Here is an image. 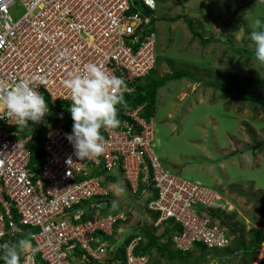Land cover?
Returning <instances> with one entry per match:
<instances>
[{
    "label": "built area",
    "instance_id": "1",
    "mask_svg": "<svg viewBox=\"0 0 264 264\" xmlns=\"http://www.w3.org/2000/svg\"><path fill=\"white\" fill-rule=\"evenodd\" d=\"M155 5V0H0V86L27 79L50 110L41 122L34 162L30 145L40 123L29 121L25 129L14 118H0V243L27 236L37 249L34 256H22L21 264H150L148 254L135 253L144 241L138 235L114 260L121 244L113 239L127 217L100 214L110 196L106 183H114L104 175H122L132 195L140 182L145 185L139 197L156 216L148 223L173 229L175 252L229 246L227 228L211 213L223 211L222 197L163 167L152 151L154 116L143 115L145 104L123 108L120 126L101 130L105 151L97 158L79 160L66 139L73 122L63 81L70 74L96 63L124 79L125 98L155 68ZM148 188L155 198L149 199Z\"/></svg>",
    "mask_w": 264,
    "mask_h": 264
},
{
    "label": "rangeland",
    "instance_id": "2",
    "mask_svg": "<svg viewBox=\"0 0 264 264\" xmlns=\"http://www.w3.org/2000/svg\"><path fill=\"white\" fill-rule=\"evenodd\" d=\"M248 2L155 0L151 15L156 76L185 68L195 81L184 78L159 88L152 151L170 173L218 192L224 208L220 219L233 228L234 235L229 234L226 250L194 246L180 257L170 248L174 260L154 254L151 264H238L240 258L220 260L238 249L237 238L247 242L252 229L264 230V108L242 99L244 92L264 96V65L235 52L242 47L255 50L248 31L256 19L264 22V0H254L252 8L246 6ZM237 7L242 8L233 17ZM182 13L196 24L203 38L215 41L202 45L192 38L183 20L171 21ZM257 143L262 144L258 149ZM116 177V182L106 185L110 190L108 213L115 210L127 217L113 239L119 246L151 216L144 209V198L128 191L122 175Z\"/></svg>",
    "mask_w": 264,
    "mask_h": 264
},
{
    "label": "clouds",
    "instance_id": "3",
    "mask_svg": "<svg viewBox=\"0 0 264 264\" xmlns=\"http://www.w3.org/2000/svg\"><path fill=\"white\" fill-rule=\"evenodd\" d=\"M249 39L254 45L255 61L264 65V22L260 19L254 21ZM63 84L70 92L68 111L73 120L72 131L66 134V139L79 160L97 158L105 151L101 130L116 129L121 124L117 106L125 103L127 84L96 63L86 64L82 73L70 74ZM49 111L45 97L29 80L20 79L10 87L0 86V118H14L22 128L28 126L29 121L41 123ZM113 205L115 207V202ZM36 251L27 236L15 242L4 241L0 243V260L4 264H21L22 256L27 259Z\"/></svg>",
    "mask_w": 264,
    "mask_h": 264
},
{
    "label": "trees",
    "instance_id": "4",
    "mask_svg": "<svg viewBox=\"0 0 264 264\" xmlns=\"http://www.w3.org/2000/svg\"><path fill=\"white\" fill-rule=\"evenodd\" d=\"M254 0H250L246 4L247 7L252 8ZM242 7H237L235 11L233 12L232 16L237 17L238 16V11ZM178 20H183V22L187 25V28L192 36L193 39H198L199 42L202 45H207L210 43H213L215 40L212 38H203L201 33L196 29V24L194 25V22L187 17L184 13L176 15V17L172 18V22H176ZM151 26L154 30L153 22L151 23ZM250 33V31H248ZM236 53L238 54H246L249 56H252L254 58V51H250L246 48H236L235 50ZM247 58L246 62L247 63ZM156 66H158V57H156V62H155V68L151 70V72L145 77L142 83L137 84L135 86L134 92L131 95H128L125 97V103L122 105H118V116L121 114V110L123 108H130L134 107L138 104H145V111H144V116L146 118L148 117H153L155 114L156 110V105H157V92L159 88H161L165 83L170 82V81H178L182 80L184 78H189L191 81H195L193 77H190L189 71L186 70L185 68L180 69V70H174L170 74H166L162 77H157L156 76ZM230 78L234 79V82H237V79L234 76H229ZM210 86L212 85L211 83L209 84ZM217 86L219 87H224L221 83H219ZM242 99L248 102H251L261 108H264V96H255L251 95L247 92H244L242 94ZM70 122H73L72 118H70ZM30 126L28 125V129ZM41 129H43L42 124H39V127L37 128V136L35 139L32 141L30 145V151H31V156H32V161H37L39 160V146H40V139L42 136ZM103 135V134H102ZM261 143L256 144V149L261 147ZM97 176H103V172L97 171ZM104 180L108 182H115L116 178L112 176H105L104 175ZM104 184V183H103ZM145 187V185L140 182L139 183V188L138 192L134 194L133 196L139 197L141 190ZM129 191V189H128ZM149 192V199H153L156 197V192L152 188H148L147 190ZM111 210V206L108 203V201H105L103 204V207L100 211L101 215L106 214L108 211ZM112 214L118 213V211L112 210ZM211 213L214 217H217L220 224L228 227V236L229 234L234 235V230L232 227L229 225L225 224L224 221L220 219V214L222 213L221 211L217 210H211ZM150 218L152 220L156 219V216L154 214H150ZM116 228V227H115ZM137 228V227H136ZM135 228V229H136ZM159 228H162V231L159 234H156V232L159 230ZM153 227L152 224L145 223L143 225L138 226V232L129 234L127 237H125L120 245V247L117 248L115 253L113 254L114 260L120 259L123 253V247L124 245L134 236H140L144 241L140 244L138 249L136 250V254H148L150 257L149 263L151 264V261L153 259L154 254H158L160 257H166L169 260H174L175 255L172 254L170 248L172 249L171 242H170V234L173 231V229H170L169 226H159ZM264 243V230L261 229H252L248 233V240L247 242H244L243 240H240V238H237V245L238 249L233 251L232 253H226V257H223L220 262H224L228 259H236L240 258L238 264H252L255 259L257 252L260 250V247ZM197 248L203 249L204 248L200 245H196ZM228 249L225 248V250ZM176 254H179L180 257L185 256L182 253L177 252ZM188 253H186L187 255ZM226 259V260H225ZM0 264H4L3 260H0ZM38 264H44L42 262H39Z\"/></svg>",
    "mask_w": 264,
    "mask_h": 264
},
{
    "label": "bare ground",
    "instance_id": "5",
    "mask_svg": "<svg viewBox=\"0 0 264 264\" xmlns=\"http://www.w3.org/2000/svg\"><path fill=\"white\" fill-rule=\"evenodd\" d=\"M264 261V244L261 245L260 250L257 253V257L252 264H261Z\"/></svg>",
    "mask_w": 264,
    "mask_h": 264
},
{
    "label": "water",
    "instance_id": "6",
    "mask_svg": "<svg viewBox=\"0 0 264 264\" xmlns=\"http://www.w3.org/2000/svg\"><path fill=\"white\" fill-rule=\"evenodd\" d=\"M142 14L145 16V17H147L149 14H148V12H146V11H142Z\"/></svg>",
    "mask_w": 264,
    "mask_h": 264
},
{
    "label": "crops",
    "instance_id": "7",
    "mask_svg": "<svg viewBox=\"0 0 264 264\" xmlns=\"http://www.w3.org/2000/svg\"><path fill=\"white\" fill-rule=\"evenodd\" d=\"M218 1V0H217Z\"/></svg>",
    "mask_w": 264,
    "mask_h": 264
}]
</instances>
